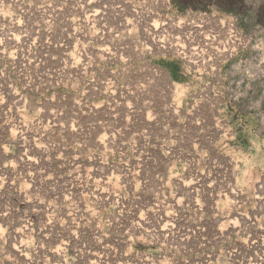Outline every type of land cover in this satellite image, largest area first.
<instances>
[{
  "label": "rangeland",
  "instance_id": "obj_1",
  "mask_svg": "<svg viewBox=\"0 0 264 264\" xmlns=\"http://www.w3.org/2000/svg\"><path fill=\"white\" fill-rule=\"evenodd\" d=\"M190 10L232 17L242 32L238 51L214 72L199 76L174 58L136 56L130 27L111 19L108 50L124 55L109 57L105 74L71 82L61 56L51 64L64 71L59 86L0 109V118L40 120L43 135L24 154L1 142L19 126L0 132V264H101L102 249L118 243L107 224L116 212H133L139 198L152 204L157 194L167 209L201 178V238L210 243L195 258L214 251L222 259L215 264H233L232 251L235 264L264 260V0H172L169 13ZM92 77L98 87L87 88Z\"/></svg>",
  "mask_w": 264,
  "mask_h": 264
},
{
  "label": "bare ground",
  "instance_id": "obj_2",
  "mask_svg": "<svg viewBox=\"0 0 264 264\" xmlns=\"http://www.w3.org/2000/svg\"><path fill=\"white\" fill-rule=\"evenodd\" d=\"M53 1L0 0V109L11 100L25 106L29 94L59 86V76L64 71L55 66L57 64H51L61 56L69 60L71 82L79 81L81 75L105 74L108 58L118 62L124 55L123 48L116 53L108 50V23L111 19L130 27L131 52L136 56L174 58L199 76L217 70L224 60L238 51L242 42V32L232 17L193 10L171 15L172 0H112L111 3L108 0H69L68 8ZM154 72L158 73V70L154 68ZM95 77L85 79L87 88L97 86ZM12 121L19 126V131L1 142L15 143L24 154L37 149L43 136L39 130L41 121L28 124L22 115L10 117L5 114L0 118V125L3 123L0 132L10 129ZM200 180L194 188L186 190L187 198L180 194L181 197L168 202L167 209L157 194L159 198L152 197V204L149 201L151 196L148 201L139 198L133 212H116L112 216L115 221L107 224L114 226L118 243L115 248L102 249L100 263L215 264L222 260L221 255L213 250L211 253L206 250L209 255L206 252L205 258H195L201 247H205L204 243H210L201 238L206 223L199 215L203 210L199 204ZM159 183L164 185L162 180ZM181 184L185 185V181L179 180L180 190ZM141 204L146 206L138 210ZM215 233L213 243L218 240L220 232ZM140 245L145 248L141 249ZM234 253L229 252L227 259L233 264L236 262ZM258 261L264 260L257 259V264H262Z\"/></svg>",
  "mask_w": 264,
  "mask_h": 264
},
{
  "label": "crops",
  "instance_id": "obj_3",
  "mask_svg": "<svg viewBox=\"0 0 264 264\" xmlns=\"http://www.w3.org/2000/svg\"><path fill=\"white\" fill-rule=\"evenodd\" d=\"M175 85V83H173Z\"/></svg>",
  "mask_w": 264,
  "mask_h": 264
}]
</instances>
